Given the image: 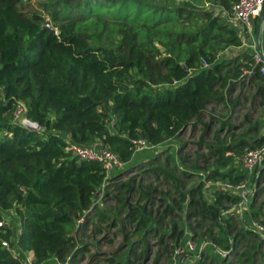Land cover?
Segmentation results:
<instances>
[{"label":"trees","instance_id":"1","mask_svg":"<svg viewBox=\"0 0 264 264\" xmlns=\"http://www.w3.org/2000/svg\"><path fill=\"white\" fill-rule=\"evenodd\" d=\"M114 1H107V5ZM117 1L118 7L105 12L122 20L115 25L116 47L110 48L85 34L77 18L64 16L52 25L53 32L44 26L41 13L22 9L20 0H0V212L14 210L20 227L14 236L9 224L2 226L1 237L10 247L0 244V264H23L19 253L25 250L33 251L36 264H56L53 257L62 262L67 256L76 260L86 247L76 239L75 223L78 218L85 220L86 215H98L113 225L120 221L121 227L128 225L126 239L141 232L131 240L125 260L110 257L106 264H141L149 253V234H158L160 244L151 264L162 258L171 260L184 234L176 217L186 207L195 233L200 230L199 236L211 246L204 248L197 264H264L263 235L237 214L222 212L224 202L237 203L240 196L213 190L209 199L201 180L183 190L171 151L161 166L155 163L159 161L154 158L157 154L145 162L144 172L162 174L173 189L170 198V190H160L162 198L157 206L163 208L159 214L153 215L145 204L128 201V193L136 190L137 201L153 203L157 191L150 185L134 188L132 178L120 182L119 192L114 194L115 210L118 215L124 213L122 218L95 202L109 174L99 161L73 155L65 148V138L80 144L107 145L123 162L121 171L137 164L133 160L137 139L152 147L164 143L195 122L206 104L223 102L227 106L226 91L241 76L243 67L253 68L251 76L264 80L261 62L252 67L250 59L244 62L239 56H220L222 49L242 42L225 16L236 0H208L213 8L194 10L186 3L161 8L144 0ZM95 2L86 9L98 11L106 3ZM132 3L136 8L129 15ZM149 9L162 12L156 15ZM184 12L187 19L200 21L194 30L163 26L172 19H182ZM52 16L56 17L55 12ZM132 22L135 27H130ZM153 40L165 46L163 53ZM146 41L150 47L142 46ZM257 85L256 95L264 104V85ZM20 102L25 116L38 122L39 128L30 129L13 119ZM207 125L204 122V128ZM221 144L209 152L214 165L207 177L238 183L246 172L233 163L235 154H241L246 146L263 145L264 134L253 141L239 136L236 144ZM257 182L264 184V164ZM263 209L264 200L250 202L253 219L264 221L260 218ZM167 215H172L164 222L169 230H159ZM167 235L172 242L166 241ZM134 241L142 246L139 251ZM212 249L216 255L210 254Z\"/></svg>","mask_w":264,"mask_h":264},{"label":"rangeland","instance_id":"2","mask_svg":"<svg viewBox=\"0 0 264 264\" xmlns=\"http://www.w3.org/2000/svg\"><path fill=\"white\" fill-rule=\"evenodd\" d=\"M95 1L96 0H20L19 5L24 10L41 13L44 16V19L48 21L50 25L58 24L64 19V16H70L74 19L77 18L76 21L78 22L80 29L85 34L89 33L90 35L95 37L96 39L94 41L98 42V44H104L110 48H114L116 47V42L114 41V39L115 33L117 31L115 25L120 24L122 20L119 18H115L113 17V15L107 14L105 12L107 11L111 13L112 9L115 8L113 6L115 5L118 7V4L120 2L115 0L112 3L110 2L109 5L111 6H109L107 5V1L109 0H103L104 2L106 1V3H102V9L99 8L98 11L94 10L95 8L86 9L87 5L90 6L92 4H95ZM144 1L147 3H152V5H156L161 8L162 6L165 7L168 5H185V3L187 5L185 6L192 10L197 8H213L212 4L208 0ZM129 7L131 8V12L129 13V15H132L134 13L136 5L135 3H132ZM149 10L156 12V15L162 12L161 10L155 9ZM53 12H55L56 17L52 16ZM225 16L227 22L232 19L230 18L231 16L229 12H227ZM199 22L200 21H192V19H187L186 13L184 12L182 19H172L163 24V26L165 27L171 25L175 27V29L182 27L184 28V30L189 28L192 29L191 27H193L194 30V28L196 27L195 25L200 24ZM235 22L237 24H242L241 22H238V20H235ZM255 22H257V18L254 19V24ZM135 24L136 23L132 22V24L129 25H131L130 27H135ZM243 30L244 32H247L244 26ZM150 32L152 33L153 30H151ZM246 35L247 34L244 33L243 38ZM240 38L242 41V37ZM153 41L154 46H157L159 48V52L163 53L165 51V46L161 43H158L159 41ZM142 46L150 47V44L146 41L142 43ZM226 48L222 49V51L220 52V56H225ZM147 49L149 48H146V50ZM202 64L206 65L203 59ZM246 69L244 68V73H242V75L240 76V78H242L243 80L241 79L242 81L236 82L238 83V85L240 84V87H238L237 91H232L234 88L230 90V96L226 91V103L228 105L231 103L228 100H231L230 97L233 95L232 101L237 100L238 102H240L238 106H233L231 108V111L226 112V105L223 102L206 104L202 114L197 119H195L196 124H186L184 128L180 132H178L177 135L173 136L164 143L155 145L156 147L153 146L154 150L151 149V153H147L143 156L141 152H146V150H150V148L148 146H140V148L144 149L138 148L137 150H135V154L133 157L134 162H137V164L128 166L121 171H118L119 168L112 170L109 173V179L106 178L107 180L105 185H102V187H100V189L97 191L95 202L102 208H107V210H110L112 214H115L116 216L122 218L124 213L122 212L121 215H118V212L115 210L116 199L114 198V194L119 192V188L117 185H119L120 182H125L129 178H132L131 182L134 185V188H137L139 185H142L143 187L150 185L152 187H155L157 191H154L153 193V196L155 198V202L153 203L149 201H137L136 190L130 191L128 193V201L132 204H145L148 210L151 209L153 211V215L159 214V210L163 208V206H157V201L161 200L162 198L160 190H170V198L172 196L171 194L173 193V189H170V185L164 182V177L162 174L155 175L152 172H144L147 168L145 167L147 166L145 162H147L146 160H148L149 158L153 157V154H157L154 158H156V160H159L160 162L156 161L155 163H159L161 166V162L164 161L166 153L169 151L173 152L174 163L176 165L174 172L181 178L183 190H187L190 186L201 180L203 182L205 196L209 199H212L214 190L213 183L217 179L207 177L209 169L214 165V158L209 153L211 148L217 145L218 142L224 145L228 143L236 144L239 136H248L249 132L247 133V130H249L253 124H256L258 120L259 105L256 102L253 106L251 105V99L253 98L252 95L254 94V89L256 88H253L249 83L246 76ZM248 96H250V100H246V97ZM251 106L254 110V112L252 113L251 111H249ZM24 118L25 110L17 113L16 107V109L13 111V119L22 123V120ZM222 119H225V124H221ZM204 122L208 123L206 128H204ZM247 148L249 147L246 146L242 148L240 159H234V164L243 166L242 156L245 149ZM138 150H140L139 155L137 152ZM262 164H264V154L261 161H258L251 171V181L250 183H248V193L245 194V198L242 201L241 199H239L237 203L233 204L224 202L223 204L226 206V208H224L222 212L228 214L231 212H235V214H237V217H243V215L245 214L244 210H249L250 202L254 201L255 204H257L260 200H264V184L261 182L258 183L255 180L257 169L260 165L262 166ZM182 171H185L186 173H182ZM186 209L183 208L180 216H175L179 219V222H181L184 234L180 239L179 244L174 248L173 256L177 255L180 257H186L185 262L190 261V264H197L196 262H198V258H201V253L204 252V248L209 245V242L199 236L198 232H200V230L197 229V233H195L196 230L192 228L191 224L193 222V218L186 215ZM171 217L172 215L165 216V218L162 220L163 222L159 225L160 227H158L159 230H169L168 226L166 227V224L164 222H169ZM75 224L76 229L74 230V234L76 236V239L80 241L81 245H84L86 249H84L83 252L78 255L76 260L72 262L70 261L68 264H106L108 258L110 257H114L120 260H123L124 258L125 260L124 256L131 240L141 233L137 232L135 234H129L130 237L126 239L124 236L125 230L128 233L130 232L128 225H126V227H121L122 223H120V221H117L115 225L109 224L107 220L101 221L98 215L94 217L86 215L85 220L83 218H78L76 219ZM157 235L158 234L148 235L147 242L149 253L146 259H143L141 261V264L152 263L156 250L160 245L158 243ZM261 235H263L264 237V234ZM165 239L168 242H172V239H169L168 235L165 237ZM133 245H135L134 247L137 251H139L142 247L140 246L139 242L136 243V241H134ZM262 249H264V241L262 242ZM220 252L222 253V251ZM210 254L216 255L215 251H211ZM23 260H25V258H23ZM54 262L58 264L55 260ZM156 264H171V262L170 259L162 258L157 261Z\"/></svg>","mask_w":264,"mask_h":264},{"label":"built area","instance_id":"3","mask_svg":"<svg viewBox=\"0 0 264 264\" xmlns=\"http://www.w3.org/2000/svg\"><path fill=\"white\" fill-rule=\"evenodd\" d=\"M264 0H236L231 9V17L238 22H241L247 31H252L254 28V19L258 15V11L261 3ZM254 59L256 62H261L260 71L264 73V62L261 61L260 55L258 53L255 54ZM247 74H251L253 72V68H248L246 70ZM25 106L23 103H19L17 105V113L24 111ZM65 148L73 155H76L79 159L86 160H95L99 161L105 169V172L109 174L112 170L118 169L122 166L123 162L120 160L118 154L108 148L107 145H104L100 142H95L92 144H80L71 141L70 138H65ZM141 147L150 146L148 142L144 139H137L135 150ZM264 154V144L256 147H249L245 149L242 162L245 168L246 175H250L253 170L255 164L261 161L262 156ZM246 176V177H247ZM246 177L244 180L233 183L227 179H217L213 183L214 190H228L235 194L244 197L246 193H248V185L246 181ZM0 231H2V226L8 224L9 219H12L13 212L12 209L2 210L0 212ZM8 217V219H7ZM250 227L254 228L260 234H264V221L261 219H252ZM0 244L4 247H10L9 242L1 237L0 234ZM193 244V243H192ZM191 244V245H192ZM13 250V248H12ZM13 253L18 254L17 250H13ZM54 260L60 264H68L72 259L67 256L66 261L62 262L57 257H53ZM59 261V262H58ZM24 264H36L33 259L27 258Z\"/></svg>","mask_w":264,"mask_h":264},{"label":"crops","instance_id":"4","mask_svg":"<svg viewBox=\"0 0 264 264\" xmlns=\"http://www.w3.org/2000/svg\"><path fill=\"white\" fill-rule=\"evenodd\" d=\"M230 18H232V17H230ZM228 22L230 23V25L232 27H234L236 29L239 37H242V43L240 45H233V46L227 47L226 48V52H225V57L231 58V57L239 56L240 60H243L244 62H247L250 59V60H252L251 62H249L250 66L251 65H252V67L255 66L256 62L254 60V56H255L256 53H258L257 52L256 42H255V27H256V23L257 22H255L253 30L252 31H247V32H244L243 25L242 24H237L235 22V20H233V18L230 21H228ZM244 33H246L247 35L243 38V34ZM260 47H261L262 52L264 54V22H263L262 32H261V35H260ZM244 68L248 69V67H243L242 68L243 71H244ZM243 71H242V73H244ZM251 74H246V76H247V79H248L249 83L252 85L253 88L257 89L256 86H258L257 85L258 83L259 84L262 83V85H264V80L260 81L259 79L253 78L251 76ZM241 79L242 78L238 77L237 79L234 80V83L232 84V87L227 91L229 96L231 95V93H230L231 91L230 90H232L234 88L232 91L236 92L238 87H240V84L238 85V83H236V82L237 81L239 82V81L243 80V79L242 80ZM240 83H242V82H240ZM256 89H254V94L252 95L253 98L251 99V105L253 106L255 104V102L259 105L258 106L259 107L258 120H257V123H256V120H255L256 124H253L251 126V128L249 130H247V133L249 132L247 137L241 136L242 138H245V139H248V140H252V141L257 139V138H259V136L264 134V104L260 103V97H259V95H256V93H257ZM232 96L230 97L231 100H232ZM231 100H228V101L231 102ZM246 100H250V96L246 97ZM232 103L233 102H231L229 105L227 104L226 112L231 111L232 110L231 108L233 106L235 107V106H238L240 104V102H238L237 100H236V103L235 102H234V104H232ZM231 104H232V106H231ZM252 106L249 109V111H251V113L254 112V110L252 109L253 108ZM194 123L196 124V122H192V124H194ZM234 146L235 145H233V147ZM148 147L150 148V150L147 149L146 152L145 151L141 152V154L143 156L145 154H147V153L148 154L151 153L150 151H151V149H153V147L152 146H148ZM140 149H144V148H140ZM137 152H138V155H139L140 150H138ZM227 152H230V151H227ZM240 155L241 154H235L234 159L235 160L240 159ZM251 175L252 174L248 175V177L246 178L247 185L251 181V177H250ZM12 212L14 214L12 216V219H9L8 224H9V226H11L13 228L14 236L15 235L17 236L20 227H19V224L17 222V218H15L16 217L15 211L12 210ZM244 212H245V214L243 215L242 218L244 219V222L248 226L250 224L251 220L253 219V217L250 215L249 210H246V211L244 210ZM231 213H235V212H231ZM260 217H264V213ZM208 247H211V246H208ZM209 249H211V248H209ZM212 251H215V249H212ZM19 254L22 256V258H25V260L27 258H30V259L34 258L32 250L20 251ZM185 259H186V257H182V256L180 257V256L176 255V256H173L171 258L170 262H171V264H185V263H189L190 264V261L189 262H185ZM25 260H23V264L25 263Z\"/></svg>","mask_w":264,"mask_h":264},{"label":"water","instance_id":"5","mask_svg":"<svg viewBox=\"0 0 264 264\" xmlns=\"http://www.w3.org/2000/svg\"><path fill=\"white\" fill-rule=\"evenodd\" d=\"M263 22H264V1L261 3L259 11H258V15H257V23H256V27H255V42H256V46H257V52L260 55L261 61L264 62V54L262 52V49L260 47V35L262 32V27H263ZM44 26H47L50 28L51 31L56 32V29L50 25V23L48 21L45 22ZM22 124L30 129H37L39 128V123L26 117L22 120ZM261 171V165L258 167L257 169V173L255 176V180L256 182L258 181V177ZM245 197H241V201L244 199Z\"/></svg>","mask_w":264,"mask_h":264}]
</instances>
